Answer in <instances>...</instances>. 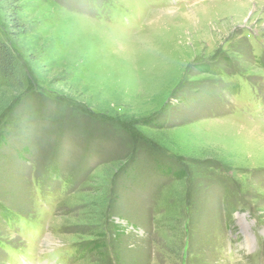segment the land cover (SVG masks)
Instances as JSON below:
<instances>
[{"label":"rangeland","instance_id":"obj_1","mask_svg":"<svg viewBox=\"0 0 264 264\" xmlns=\"http://www.w3.org/2000/svg\"><path fill=\"white\" fill-rule=\"evenodd\" d=\"M17 1L0 264H264V0Z\"/></svg>","mask_w":264,"mask_h":264},{"label":"trees","instance_id":"obj_2","mask_svg":"<svg viewBox=\"0 0 264 264\" xmlns=\"http://www.w3.org/2000/svg\"><path fill=\"white\" fill-rule=\"evenodd\" d=\"M16 2L18 1L7 0V4H9L10 6H12ZM14 65H15V59L14 56L12 55V52L4 44L0 43V76L5 78H12V76L15 73ZM22 90H23L22 87L19 85L15 87L14 90L15 95L21 93ZM15 99L16 97L9 96L4 102L0 101V117L5 114L4 113L5 111L11 109ZM182 177H183L182 174L178 175L179 179Z\"/></svg>","mask_w":264,"mask_h":264},{"label":"bare ground","instance_id":"obj_3","mask_svg":"<svg viewBox=\"0 0 264 264\" xmlns=\"http://www.w3.org/2000/svg\"><path fill=\"white\" fill-rule=\"evenodd\" d=\"M234 7L235 8H237V6L238 7H240L239 5L241 4V2H234ZM237 5V6H236ZM195 8V7H194ZM191 9H193V8H191ZM190 9V10H191ZM231 9H233V11L234 12H238V10L237 9H234V8H232L231 7ZM169 12H171V13H173V11H169ZM175 12H177V11H175ZM174 12V13H175ZM154 13H164V12H154ZM177 13H179V12H177ZM191 22H193V21H191ZM195 27V26H194ZM229 124L230 123H233V124H231V125H233V127L235 126V127H238L239 129H241V130H247L248 128L247 127H249V129H251L250 131H248V135L247 136H245L247 139H249L250 141H252V139H254V135H253V130H255L256 132H257V134H264L263 133V131L262 130H260V129H257L256 127H254V126H252V125H247V126H244L242 123H240L241 125H238L239 123H237L236 121H234V120H229V121H227ZM262 140V139H261ZM264 144V143H263Z\"/></svg>","mask_w":264,"mask_h":264}]
</instances>
